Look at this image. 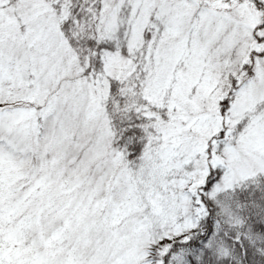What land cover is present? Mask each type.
Instances as JSON below:
<instances>
[{"label": "snow or ice", "instance_id": "snow-or-ice-1", "mask_svg": "<svg viewBox=\"0 0 264 264\" xmlns=\"http://www.w3.org/2000/svg\"><path fill=\"white\" fill-rule=\"evenodd\" d=\"M0 264H264V0H0Z\"/></svg>", "mask_w": 264, "mask_h": 264}]
</instances>
